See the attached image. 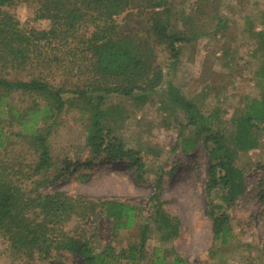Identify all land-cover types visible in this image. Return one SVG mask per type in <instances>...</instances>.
Listing matches in <instances>:
<instances>
[{"label": "rangeland", "instance_id": "rangeland-1", "mask_svg": "<svg viewBox=\"0 0 264 264\" xmlns=\"http://www.w3.org/2000/svg\"><path fill=\"white\" fill-rule=\"evenodd\" d=\"M43 4L42 0L0 2V23L10 29L14 24L10 22H15L32 38L18 45L23 51L19 67L4 64L1 57L0 64L5 67L0 70V79L42 77L68 90L62 93L66 102L60 111L53 107L49 120L35 124L32 112L47 107V101L40 95L0 86V182L20 189L26 196H34L36 191H61L93 202L116 199L143 211L132 228H115L112 218L81 210L84 216L73 212L66 221L55 223L35 205L28 213L30 219L47 229L57 225L63 233L87 239L116 255L139 245L141 230L150 218L147 209L157 195L164 202L163 208L179 222V235L165 241V233L152 223L145 244L149 254L138 264L151 263L159 246L174 249L172 255L189 264H264V123L255 126L252 133L258 145L242 150L237 146V122L233 120L246 114L254 98L264 97V0H169L173 31L193 37L180 42V54L173 60L170 49L155 43L156 36H151L155 64L162 68L164 81L146 100L90 90L94 83L102 82L86 57L88 45L82 42L83 35H91L92 12L89 15L87 6H83L82 12L87 14L73 21L71 27L62 18L54 20L52 9L43 8ZM134 11L137 16L133 19L127 16L128 10L116 15L113 30L140 29L141 35H147L145 29L153 23V13L147 9ZM53 25L56 33L63 34H53ZM46 31L49 33L44 35ZM5 50L6 57L12 54ZM78 86L90 90L87 97L80 95ZM172 87L194 100L202 113L215 117L189 125L184 109L174 106ZM96 112L104 113L100 121L106 131L111 130V140L140 151L145 169L140 172L126 156L114 161L99 157L91 165L72 167L54 179L65 168L62 159L84 161L90 156L86 136ZM206 126L225 134L233 165L246 181L245 192L231 205L222 196L224 185L208 191L212 142H205L209 134ZM34 129L47 134L57 160L47 176L49 180L42 185L37 182L39 176L30 177L41 152L29 136ZM183 135L199 140L192 151L183 150ZM217 204H223V208H215ZM212 210L229 214L233 237L227 244L214 237ZM13 244L12 233L0 228V264H87L81 255L68 249L54 248L42 258L35 246Z\"/></svg>", "mask_w": 264, "mask_h": 264}, {"label": "trees", "instance_id": "trees-1", "mask_svg": "<svg viewBox=\"0 0 264 264\" xmlns=\"http://www.w3.org/2000/svg\"><path fill=\"white\" fill-rule=\"evenodd\" d=\"M6 1L8 0H0L1 3ZM9 1L13 2V0ZM42 2L44 3L43 8L46 6L52 9L50 14L54 20L62 18L66 25L71 24V27H74L73 21L82 20L88 12L89 15L92 12V18H90L93 21L91 35H83L82 42L88 45L86 57L91 60L95 73L100 76L98 80H102V82L94 83L93 87L89 88L90 90L104 91L105 96L119 93L142 100L148 99L151 92L160 87L164 81L162 68L155 64V50L150 45L151 36H156L155 43L165 45L166 48L170 49L173 60H176L180 54V42L190 40L193 37L179 30L173 31L170 22L173 8L168 6L169 0H42ZM47 3H52L53 6L50 7ZM83 6H87V13L82 12ZM134 8L139 13L146 9L153 13L154 21L145 29L148 34L141 35L140 29L137 31L122 29L121 32H115L113 30L116 27L114 17L128 10L127 16H131L133 19L134 16H137ZM156 8H161V10ZM95 12L97 15L94 17ZM11 23L14 24L10 29L4 26L5 23H0V59L2 57L4 64L7 62L11 67H19L23 58V51L18 45L32 38L31 34L24 33V30H21L17 23ZM54 29L53 25L51 30L54 32L53 34H63L56 33ZM49 31L44 32V35ZM65 31L67 33V30ZM4 50L6 53L12 51V54L9 53L6 57L3 55ZM54 59H57V55ZM172 64H175V61ZM4 67L5 65L0 64V70ZM0 86L40 95L47 101V107L44 109L38 107L32 112L34 116L32 120L35 124L41 119L49 120L53 116V107L55 110H62L66 102L62 93L68 91L61 86L57 88V85H53L42 77L12 81L2 76ZM77 88L81 96L87 97L89 89L82 90L79 86ZM172 88L174 106H181L184 109L189 125H197L200 121L204 123L203 121H210L215 117L213 114L202 113L194 100L181 94L177 87ZM5 98L3 97V100ZM103 115L102 112H96L92 116L93 123L90 125L86 136L90 147V156L84 161L80 159L73 161L68 157L62 159L61 162L64 163L65 168H62L54 179L59 178L61 173L71 171L72 167L80 164L91 165L99 157L114 161L126 156L130 159L131 165L140 172L145 169L144 160L138 149L127 148L124 143L110 139L111 130L106 131L102 121H100ZM233 120L237 122L236 140L238 148L249 150L256 147L259 141L257 137H253L252 133L255 126L261 127L264 123V97L254 98L246 114ZM25 121L27 120H24L23 123ZM205 128L209 133L205 142L206 144L212 142V145H209L211 164L208 191L215 190L219 184L224 185L222 188L225 191L222 196L227 204L231 205L236 201L239 194L245 192L244 175L240 169L233 165L231 148L226 142L225 134L214 130L212 127L206 126ZM29 136L33 137V143L41 151L39 161L31 168L33 174L30 177L39 176L37 182L42 185L49 180L47 176L56 167L57 160L51 152L47 134L34 129ZM1 138L0 135V144H2ZM198 143V139L183 135L182 144L185 152L192 151ZM28 196L18 188H9L0 182V228L12 233L15 247L23 245L31 248L35 246L42 258L48 257L54 248H64L81 255L87 264H113L111 262H114L113 257H116L115 264H138L139 260L141 261L149 254L145 244L147 231L152 223L156 225L159 231L165 233L162 235V239L165 241L179 235V222L170 216L163 208L164 202L155 195V201L150 206L151 208L147 209L150 211V218L141 230L139 245H131L116 255L113 252L111 255V251L95 246L87 239L63 233L57 225L47 229L42 223L31 220L28 213L35 205L46 219L60 223L66 221L73 212H79L80 215L84 216L86 211L112 218L115 228H132L138 214L143 211L140 207L116 199L93 202L82 196L64 194L61 191H36L34 196ZM215 208L222 209L223 204H217ZM210 213L213 217L214 237L217 240L221 239L224 244L229 243L233 237L229 214L221 210L218 213L212 210ZM171 219H175L176 222H172ZM49 231L51 232L50 235ZM53 233L56 237L52 235ZM172 254H174V249L169 251V249L159 246L154 250L149 264H189L187 260ZM171 256H173V262Z\"/></svg>", "mask_w": 264, "mask_h": 264}]
</instances>
